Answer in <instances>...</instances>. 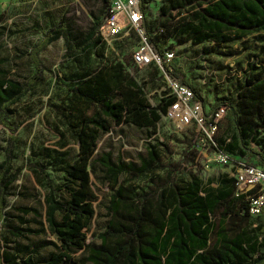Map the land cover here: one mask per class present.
I'll return each instance as SVG.
<instances>
[{
  "label": "trees",
  "instance_id": "trees-1",
  "mask_svg": "<svg viewBox=\"0 0 264 264\" xmlns=\"http://www.w3.org/2000/svg\"><path fill=\"white\" fill-rule=\"evenodd\" d=\"M100 1L105 7L103 14L96 16L84 40L74 42L66 20L62 19L31 50L29 58L37 70L33 77L25 84L0 78V124L11 131V144L16 141L18 127L10 122L12 106L44 79L46 68L39 58L41 52L61 37L71 59L95 52L104 43L97 32L110 1ZM141 1L149 45L161 54L170 41L181 45L190 42L193 46L211 41L218 46L231 45L242 37L264 31V0H167L156 22L147 18V0ZM212 54L230 55H208ZM173 75H180L176 67ZM180 81L189 85L195 98L202 101L187 78L183 76ZM174 100L169 95L153 106L145 93V84L114 60L101 64L69 90L63 110L72 116L70 127L78 155L63 170L66 183L62 190L68 194V200L49 197L47 222L57 241L56 251L36 264H264V208L259 216L250 215L246 198L236 195L235 179L227 173L215 179L216 186H212L214 181L205 182L192 170L177 178V168L161 162L158 147L165 150L162 142L147 145V157L141 156L139 165L124 162L120 157L114 163L111 152L95 159L106 169L114 193L107 206L110 219L98 236L100 246L89 244L87 230L95 216L96 198L90 163L98 150V141L104 133L122 124L156 132ZM223 105L227 107L226 121L233 135L228 138L220 134L222 126L216 138L217 147L247 162L255 159L249 163L264 166V65L248 64L233 95L217 98L212 111ZM90 109L92 112L88 113ZM201 135V130L194 126L189 147L198 150L196 141ZM11 154L12 148L8 159L0 165V221L4 219L7 189L16 180L15 175L7 177L12 170ZM198 158L191 160L186 151L183 163L196 168ZM121 176L149 179V183L136 187L121 182ZM13 231L22 235L20 228ZM80 252H85L84 259L77 258ZM9 263L17 264L6 259Z\"/></svg>",
  "mask_w": 264,
  "mask_h": 264
},
{
  "label": "rangeland",
  "instance_id": "rangeland-1",
  "mask_svg": "<svg viewBox=\"0 0 264 264\" xmlns=\"http://www.w3.org/2000/svg\"><path fill=\"white\" fill-rule=\"evenodd\" d=\"M165 5L167 0H147L149 21L156 22ZM103 9L100 0H0V78L25 84L37 72L29 58L30 52L44 40L49 30L64 19L74 42L78 43L87 37L94 19L102 16ZM64 41L61 37L41 52L39 58L46 68L43 81L12 106L10 122L18 126L15 142L11 144V131L0 124V165L8 159V151L12 148V170L7 177L16 176L7 189L4 219L0 221V257L5 264L6 259L17 264H36L56 251L54 243L57 241L47 222L49 197L62 202L68 200V194L62 190L66 183L63 170L78 155V145L70 127L72 116L63 110L69 90L101 64L114 60L122 63L138 82L145 84V93L153 106L170 93L162 68L156 65L140 67L133 63V54L141 43L137 32L128 30L110 45L102 43L95 52L73 59L67 56ZM166 51L175 55L171 64L180 72L177 78H187L200 93L205 106L211 107L217 98L233 95L248 64L264 65V31L242 37L231 45L218 46L211 41L193 46L190 42L181 45L170 41ZM210 52L230 55H208ZM91 112L92 109L88 111ZM194 126L179 130L162 116L156 132L122 124L101 136L90 163L96 196L95 216L87 230L91 246H100L98 236L110 219L107 206L114 193L106 169L96 162L103 154L111 152L114 163L120 157L124 162L139 165V158L147 157L145 147L162 142L165 150L161 145L158 147L161 162L174 165L177 178L192 170L205 182L214 181L212 186H216L217 177L230 173V168L208 161L200 151L189 147ZM220 134L232 137L227 121ZM261 138L264 139L263 132ZM254 147L258 149L259 146ZM186 151L191 160L199 156L196 168L183 163ZM254 161L251 158L249 162ZM120 181L136 187L149 183V179L124 176ZM56 218L61 219L59 213ZM14 228H20L22 235H15ZM85 255L80 252L76 256L84 259Z\"/></svg>",
  "mask_w": 264,
  "mask_h": 264
},
{
  "label": "built area",
  "instance_id": "built-area-1",
  "mask_svg": "<svg viewBox=\"0 0 264 264\" xmlns=\"http://www.w3.org/2000/svg\"><path fill=\"white\" fill-rule=\"evenodd\" d=\"M109 1L97 34L105 44L110 45L128 30L139 33L141 43L133 54V63L140 67L156 65L162 68L163 78L170 89L169 95L175 98L163 118L179 130L193 124L201 130L202 135L196 141L198 150L208 161L230 168L228 174L235 179L236 195L246 198L250 215L259 216L264 208V166L227 154L216 145V138L226 121L227 107L223 105L212 111V107L195 98V92L189 85L174 77V66L171 64L174 53L165 51L161 54L149 45L143 28L145 16L141 0Z\"/></svg>",
  "mask_w": 264,
  "mask_h": 264
},
{
  "label": "crops",
  "instance_id": "crops-1",
  "mask_svg": "<svg viewBox=\"0 0 264 264\" xmlns=\"http://www.w3.org/2000/svg\"><path fill=\"white\" fill-rule=\"evenodd\" d=\"M35 1V0H34Z\"/></svg>",
  "mask_w": 264,
  "mask_h": 264
}]
</instances>
